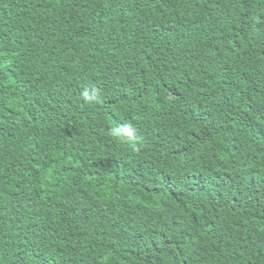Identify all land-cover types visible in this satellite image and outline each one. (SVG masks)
<instances>
[{
  "label": "trees",
  "instance_id": "16d2710c",
  "mask_svg": "<svg viewBox=\"0 0 264 264\" xmlns=\"http://www.w3.org/2000/svg\"><path fill=\"white\" fill-rule=\"evenodd\" d=\"M0 264H264V0H0Z\"/></svg>",
  "mask_w": 264,
  "mask_h": 264
},
{
  "label": "clouds",
  "instance_id": "9594fccd",
  "mask_svg": "<svg viewBox=\"0 0 264 264\" xmlns=\"http://www.w3.org/2000/svg\"><path fill=\"white\" fill-rule=\"evenodd\" d=\"M84 95H85L86 98H89L87 92H85ZM112 135L115 136V137H131L132 133H131V131L129 130L128 127H124V128H122L120 130L113 129Z\"/></svg>",
  "mask_w": 264,
  "mask_h": 264
}]
</instances>
